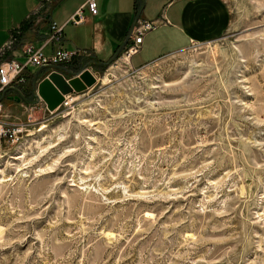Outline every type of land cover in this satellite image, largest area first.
<instances>
[{
    "label": "rangeland",
    "instance_id": "1",
    "mask_svg": "<svg viewBox=\"0 0 264 264\" xmlns=\"http://www.w3.org/2000/svg\"><path fill=\"white\" fill-rule=\"evenodd\" d=\"M224 2L220 37L86 62L95 84L54 111L23 93L52 65L24 73L29 104L0 93L24 126L0 147V264H264V0ZM15 30L0 60L30 44Z\"/></svg>",
    "mask_w": 264,
    "mask_h": 264
},
{
    "label": "crops",
    "instance_id": "2",
    "mask_svg": "<svg viewBox=\"0 0 264 264\" xmlns=\"http://www.w3.org/2000/svg\"><path fill=\"white\" fill-rule=\"evenodd\" d=\"M98 15L73 25L71 17L83 4V0H0V49L6 44L12 30L22 29V40L38 47L46 38L50 23L63 28L61 47L68 52L81 51L71 64L63 66L76 73L86 64L107 63L114 56L132 29L134 19L144 4L139 21L155 22L156 29L147 33L139 53L130 59L133 68L143 67L163 56L183 50L193 43L216 39L223 35L230 23V14L224 0H95ZM44 12V14H43ZM35 23L29 25L30 17ZM43 17V18H42ZM20 44L17 49H20ZM53 46L44 49L51 55ZM13 58H22L13 53ZM11 57V56H10ZM23 87L27 95L33 88V78ZM52 70L39 74L37 82ZM65 79L72 75L61 72ZM29 78V79H28ZM15 95L9 91L7 96Z\"/></svg>",
    "mask_w": 264,
    "mask_h": 264
},
{
    "label": "built area",
    "instance_id": "3",
    "mask_svg": "<svg viewBox=\"0 0 264 264\" xmlns=\"http://www.w3.org/2000/svg\"><path fill=\"white\" fill-rule=\"evenodd\" d=\"M84 11L90 16H96L98 9L95 0H83V4L71 17V23L75 25L82 24L85 20ZM156 29L155 22L137 21L130 32L129 41L122 51V57L130 64V59L133 55L139 53L144 36ZM63 28L57 26L52 22L49 25V31L46 35L45 45L51 44L54 46L53 53L51 55H45L43 47L36 48L31 44H25L18 50V55L22 58V61L15 59L0 60V93L4 92L6 88L17 89L21 92L22 87L25 85L24 73L30 67H44L49 65H61L73 58H78L81 51L68 52L60 46L62 39ZM12 32L9 36L6 44L0 49V59L6 56L8 52L13 51L15 44L17 43L16 35L18 32ZM18 45V43H17ZM67 95L64 97L63 104L67 103ZM41 101L40 98H38ZM42 102V101H41ZM43 103V102H42ZM44 104V103H43ZM1 107V105H0ZM1 111V109H0ZM23 125L6 124L0 120V147L2 142L10 144L17 143L23 135Z\"/></svg>",
    "mask_w": 264,
    "mask_h": 264
},
{
    "label": "water",
    "instance_id": "4",
    "mask_svg": "<svg viewBox=\"0 0 264 264\" xmlns=\"http://www.w3.org/2000/svg\"><path fill=\"white\" fill-rule=\"evenodd\" d=\"M144 8V4L140 7L132 27L136 24L139 19V16ZM130 35L123 42L114 56L107 63H94L97 66L105 67L108 66L112 61L116 60L120 54L122 53L124 47L126 46ZM87 66H83L79 72L72 73L60 66H50L49 69L52 71L40 82L36 83V78L38 74L43 71L45 68H39L35 74L34 78V86L32 90V94L36 98H40L41 101L46 105L49 111H54L57 109L62 101L63 97L70 94H79L85 92L88 88H91L96 79L93 75L87 70ZM61 72H65L68 75H72L73 77L70 79H65L64 75ZM4 95V94H3ZM9 100H14L16 102H25L30 103L28 100L18 91H16V96L8 97Z\"/></svg>",
    "mask_w": 264,
    "mask_h": 264
},
{
    "label": "bare ground",
    "instance_id": "5",
    "mask_svg": "<svg viewBox=\"0 0 264 264\" xmlns=\"http://www.w3.org/2000/svg\"><path fill=\"white\" fill-rule=\"evenodd\" d=\"M52 66H60V67H63L62 65H52ZM67 80V79H66ZM105 81H107V79L105 80ZM65 97V96H64ZM64 97H63V100H64ZM69 97V96H68ZM69 99V98H68ZM62 103H63V101H62ZM61 103V104H62ZM68 104V103H67ZM65 105V104H64Z\"/></svg>",
    "mask_w": 264,
    "mask_h": 264
},
{
    "label": "trees",
    "instance_id": "6",
    "mask_svg": "<svg viewBox=\"0 0 264 264\" xmlns=\"http://www.w3.org/2000/svg\"><path fill=\"white\" fill-rule=\"evenodd\" d=\"M27 98V97H26Z\"/></svg>",
    "mask_w": 264,
    "mask_h": 264
}]
</instances>
